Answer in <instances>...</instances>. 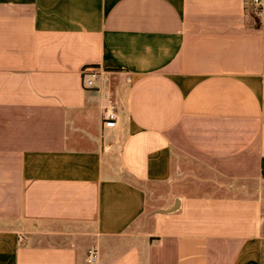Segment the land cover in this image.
Segmentation results:
<instances>
[{
    "label": "crops",
    "instance_id": "obj_1",
    "mask_svg": "<svg viewBox=\"0 0 264 264\" xmlns=\"http://www.w3.org/2000/svg\"><path fill=\"white\" fill-rule=\"evenodd\" d=\"M249 2L0 0V264H264ZM86 66L114 79L115 129Z\"/></svg>",
    "mask_w": 264,
    "mask_h": 264
},
{
    "label": "built area",
    "instance_id": "obj_2",
    "mask_svg": "<svg viewBox=\"0 0 264 264\" xmlns=\"http://www.w3.org/2000/svg\"><path fill=\"white\" fill-rule=\"evenodd\" d=\"M250 6L254 13L258 14L261 0H250ZM107 71L95 66H86L81 70L82 86L86 89L101 91L104 97V105L101 114V125L104 129H115L118 126V114L122 109L121 100L115 93L114 79L107 75ZM97 251L88 250V262H94Z\"/></svg>",
    "mask_w": 264,
    "mask_h": 264
},
{
    "label": "rangeland",
    "instance_id": "obj_3",
    "mask_svg": "<svg viewBox=\"0 0 264 264\" xmlns=\"http://www.w3.org/2000/svg\"><path fill=\"white\" fill-rule=\"evenodd\" d=\"M254 13V12H253ZM254 14H256V13H254ZM256 16V15H255ZM256 18V17H255Z\"/></svg>",
    "mask_w": 264,
    "mask_h": 264
},
{
    "label": "trees",
    "instance_id": "obj_4",
    "mask_svg": "<svg viewBox=\"0 0 264 264\" xmlns=\"http://www.w3.org/2000/svg\"><path fill=\"white\" fill-rule=\"evenodd\" d=\"M251 10H252V7H251ZM253 11V10H252ZM254 12V11H253Z\"/></svg>",
    "mask_w": 264,
    "mask_h": 264
}]
</instances>
